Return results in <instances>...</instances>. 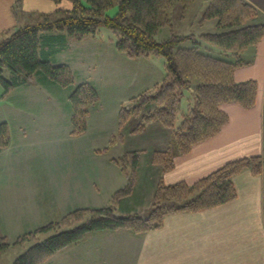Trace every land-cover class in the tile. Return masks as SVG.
Here are the masks:
<instances>
[{
  "label": "trees",
  "instance_id": "1",
  "mask_svg": "<svg viewBox=\"0 0 264 264\" xmlns=\"http://www.w3.org/2000/svg\"><path fill=\"white\" fill-rule=\"evenodd\" d=\"M21 1H17L16 9ZM174 1L86 0L84 3L82 0H70L72 5L68 8L34 12L31 17L39 15L36 19L0 40V84L4 88L0 100L15 87L36 76L62 87H74L69 97L73 106L71 134H84L88 129L91 107L100 101L96 86L89 81L76 84L69 64L54 63L43 57L41 50L50 32H59L70 40H83L95 36L101 26H106L115 33L117 50L128 56H164L166 74L161 82L155 83L154 92L145 90L131 97V106L120 107V132L113 133L109 144L98 151L107 152L118 139H124L121 130L133 117L139 118V121L131 132L143 131L148 123L160 122L172 130V138L166 149L154 151L151 160L164 169L171 168L177 153L190 151L194 144L211 137L227 123L228 114L222 110V103L237 101L246 107L255 104L256 81L236 82L233 73L238 66L246 63L242 52L264 38V13L253 3L248 0H211L203 20L216 19L217 30L204 32L201 36L223 52L231 53L232 58L202 51L201 43L196 39L191 47L180 46L186 38L194 39V34L172 33L168 38L158 40L156 35L160 28L171 24L169 8ZM113 6H117L116 13L107 14ZM196 78L195 103L189 104L177 124L183 90L191 88ZM10 142L9 123L0 121V151L7 148ZM142 153L140 149L128 150L112 159L124 173L126 184L114 192L109 204L75 208L61 219L21 235L14 244L33 242L13 264H42L56 252L82 242L92 233L126 229L143 234L160 227L170 213L219 206L237 197L233 180L236 174L244 169L260 174L264 168L263 152L228 162L192 184L184 181L165 184L160 178L147 215H118L116 206L135 190ZM49 232L53 233L46 236ZM11 244L0 232V253Z\"/></svg>",
  "mask_w": 264,
  "mask_h": 264
},
{
  "label": "crops",
  "instance_id": "2",
  "mask_svg": "<svg viewBox=\"0 0 264 264\" xmlns=\"http://www.w3.org/2000/svg\"><path fill=\"white\" fill-rule=\"evenodd\" d=\"M17 1L0 0V35L18 24L19 14L15 8ZM248 1L264 13V0ZM20 3L25 5L27 10L33 12L49 11L58 7L55 0H22ZM96 38L97 35L84 40L96 41ZM84 40H70L64 34L50 32L45 39L46 44L41 50V55L54 63H67L72 68L70 60L58 58L57 55L71 50L73 43ZM110 42L112 49L117 50L114 39H111ZM125 55L128 56L126 53ZM150 56H146L148 58L145 59L150 60ZM242 57L246 63L234 70L233 78L236 82L256 81L258 89L255 104L246 107L237 101L222 103L221 108L228 114V121L217 133L194 144L190 151L177 153L174 157V164L169 169L152 163L157 170L160 166L159 179L161 178L165 184L182 181L192 184L228 162L263 154L264 38L247 47L242 52ZM136 58L142 57L133 59ZM37 80L38 87L60 88V85L44 81L42 77ZM32 81L34 79L17 87L21 89L30 86ZM82 81L84 80L80 79V82ZM63 88L67 89L68 99L64 100V104L70 106L69 111H66V118L71 120L73 106L69 97L74 87ZM30 106L34 107L35 105ZM28 111L30 114L29 117H26L27 119L39 121L41 118H46L41 110L35 113L29 107ZM91 114L92 112L88 118V129L84 134L90 129ZM41 126L38 124L29 130L28 127L20 125L17 131L18 136L15 138L14 130L10 125V145L0 151V232L6 238L11 234L16 235L15 238H11L12 241L8 240L12 244L0 254V260L10 248L20 245L14 244V242L21 235L35 230L31 217L34 219L36 214L41 215L43 212L50 214V211H61L63 216L75 208L84 207L82 201L87 197L85 193L91 197L95 195L91 199L95 201L91 202H97L88 206H103L105 204L99 203L102 189H106L105 192L112 195L111 193L114 194L117 187L126 184V177L120 167L114 163L113 158L106 162L92 161L87 165L86 162L79 160V158H83V154H88V151L104 154V152L98 151L103 148L92 147L87 150L82 145L76 147L74 153H70L74 162L68 164L75 171L67 165L65 167L67 172L62 174L57 183H55L56 180L51 181L49 176L44 181L40 177H35L34 173L28 176L25 172L18 171L20 167L18 162L24 159L18 154L28 150L27 135L33 131H39ZM71 130L72 127L70 135H72ZM84 134L75 137H82ZM112 134L113 132L110 138ZM134 149L140 148L131 150ZM90 153L87 158L89 155L92 156ZM22 165L24 167V163ZM28 166L35 170L34 165ZM90 166L92 168H89ZM90 169H95V173H90ZM233 180L237 189V197L229 202L199 211L170 213L165 216L160 227L150 229L143 234H136L126 229L105 230L90 234L82 242L88 240L89 237L113 232L116 237H124L126 243L131 246L134 264H264V168L260 174H255L251 169H244L236 174ZM53 185L56 186L54 193L51 192ZM57 198L61 200L60 203ZM122 203L121 206H123ZM29 245L30 243H25L20 246L26 250ZM56 253L50 258V261H53Z\"/></svg>",
  "mask_w": 264,
  "mask_h": 264
},
{
  "label": "rangeland",
  "instance_id": "3",
  "mask_svg": "<svg viewBox=\"0 0 264 264\" xmlns=\"http://www.w3.org/2000/svg\"><path fill=\"white\" fill-rule=\"evenodd\" d=\"M82 1L86 2V0ZM210 1L175 0L169 8L171 24L160 28L156 38L163 40L168 38L172 33L182 35L194 34V39L188 37L180 43V46L191 47L194 45L196 39L200 41L202 51L219 57L232 58L231 53L223 52L221 48L205 41L201 36L204 32L217 30L216 19L203 20L204 11ZM56 3L58 6H56V9L62 7L68 8L72 5L70 0H60L56 1ZM56 9L40 11L38 13L52 12ZM16 11L19 14L18 24L5 30L0 35V40L9 36L16 28L26 25L39 16L37 15L32 19L31 16H33L34 12L27 10L22 3L17 6ZM116 11L117 6H113L107 11V14L114 15ZM96 35V41L83 39L84 41L73 43L71 50L57 55L58 58L62 57V59L71 61L75 81L77 80L76 84L85 81L92 82L100 94V101L96 105L97 107H91L90 129L82 137L70 135L71 120L66 118V111H69L70 106L69 104H64V100L67 99V89L61 86H59L60 88L53 89L44 86H39V88L37 85L39 83L37 80L39 76L34 78L30 86L28 85L21 89L17 87L8 96L0 100V121L10 122L8 123L11 125V129L14 130L15 138L18 136L17 131L20 125L28 127L29 130L38 124L42 125L39 131H33L27 135L26 139L29 143L27 149L29 151L27 150L18 154L24 157L23 160L21 159L18 162L20 166L18 171L25 172L28 176L34 173L35 177H40L44 181L49 176L51 181L56 180L55 183H57L62 174L67 172L65 167L67 165L70 166L68 163L74 162V158H71L72 155L70 153H74L76 147L82 145L83 148L88 150L92 147L104 148L107 146L111 133L120 132L117 118L120 107L122 105L131 106V97L145 90L154 92L155 83L163 80L166 74L164 69L165 64H163L166 63L164 56L151 54L150 60L145 59L148 58L146 56H142L140 59L129 58L125 53L123 54L121 51L112 49L110 40L114 39L115 43L116 36L111 29L101 26ZM101 39L104 41H100ZM6 73L9 74V71L7 70ZM80 79L84 81L80 82ZM197 82L198 78L194 80L191 88L183 90L177 124L181 122L182 113L195 103L194 89ZM3 90L4 88L0 84V94L3 93ZM30 105L35 106L31 107ZM29 107L35 113L39 110L43 111L46 118H41L39 121L27 119L26 117H29L28 115L30 114V111H28ZM138 121L139 118L133 117L125 125V128L121 130L124 139H118L108 152L96 154V152L90 153L88 151V154L90 153L92 156L89 155L87 158L88 154H83V158H79L82 162H86L87 165L92 161H110L111 158L119 157L133 148L143 149L135 192L131 194L132 196L126 197L125 199L127 200L123 203L121 202L125 208L121 205L116 206L115 211L118 215L129 213L148 214L154 201L156 184L160 180V166L157 170L153 166L151 159L154 151L161 148L163 150L166 149L172 138V134H170L172 130L160 122L148 123L143 131L131 132L130 130ZM22 163H24V167ZM14 165H16V162H14ZM28 165H34L35 170ZM70 167L72 168V166ZM89 168H92V166ZM95 171V169H90V173H95ZM123 186L112 190L115 192L123 188ZM48 189L50 190V187ZM55 190L56 186L53 185L51 192L54 193ZM105 191L106 189H102L99 195V203L109 204L113 193H111L112 195H108ZM85 195L87 197L82 201L84 206L97 203L91 202L95 201L91 200L95 195L92 197L86 193ZM57 200L60 203L61 200L58 198ZM125 205H130V207ZM62 214L61 211H50V214L43 212L41 215L36 214L34 219L31 217V221H33L35 226L34 229H37L49 221L61 219L64 216ZM52 233L49 232L45 235L48 236ZM15 236V234H11L7 239L10 241ZM24 251V248L20 245L13 246L0 260V264H12L14 259ZM62 251L56 253L53 261L48 259L42 264H134L131 246L126 243L124 237H116L113 232L89 237L88 240L81 242V244L69 246Z\"/></svg>",
  "mask_w": 264,
  "mask_h": 264
}]
</instances>
